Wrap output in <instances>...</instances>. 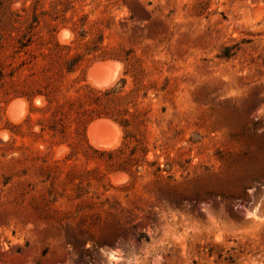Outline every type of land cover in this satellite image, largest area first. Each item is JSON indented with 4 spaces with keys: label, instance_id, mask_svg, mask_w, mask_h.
<instances>
[{
    "label": "rangeland",
    "instance_id": "obj_1",
    "mask_svg": "<svg viewBox=\"0 0 264 264\" xmlns=\"http://www.w3.org/2000/svg\"><path fill=\"white\" fill-rule=\"evenodd\" d=\"M84 4L130 62L90 57L49 88L128 91L140 70V115L96 118L75 144L21 95L46 81L0 80V264H264V0Z\"/></svg>",
    "mask_w": 264,
    "mask_h": 264
},
{
    "label": "trees",
    "instance_id": "obj_2",
    "mask_svg": "<svg viewBox=\"0 0 264 264\" xmlns=\"http://www.w3.org/2000/svg\"><path fill=\"white\" fill-rule=\"evenodd\" d=\"M85 0H0V80L13 79L27 71L32 78L46 81L43 91L21 94L28 99L40 95L50 111L47 129L67 137L74 134L75 144L86 143L85 129L96 118L107 117L122 128L131 123L127 116L139 118L140 112L131 113L129 105L144 86L138 79L135 87L126 90V79L104 89L69 86L73 96L62 100L54 97L52 84L62 82L75 73L85 61L92 58H110L129 64V54L103 44L104 30L110 29L108 21L91 20L83 11ZM138 6V3H137ZM141 9L144 11L143 6ZM133 18V14L130 16ZM62 27L73 33L68 44L56 40ZM127 71L124 72L126 75ZM135 78H137L135 76ZM55 80V81H54ZM56 88H54V91ZM68 143L70 147L75 145ZM139 144V141H138Z\"/></svg>",
    "mask_w": 264,
    "mask_h": 264
},
{
    "label": "bare ground",
    "instance_id": "obj_3",
    "mask_svg": "<svg viewBox=\"0 0 264 264\" xmlns=\"http://www.w3.org/2000/svg\"><path fill=\"white\" fill-rule=\"evenodd\" d=\"M68 34V33H67ZM69 34H70V32H69ZM69 38V37H68ZM105 64H107V62H104ZM112 63V62H111ZM110 62H109V65L111 64ZM101 64V63H100ZM112 65V64H111ZM103 66V65H102ZM107 66H108V64H107ZM107 66H104V67H107ZM99 66L98 65H95L92 69H91V72L93 71V70H95V69H97ZM116 71V70H115ZM115 71H113L114 73H116ZM109 72V71H108ZM107 73V72H106ZM110 73H111V71H110ZM108 74V73H107ZM113 74V73H112ZM108 75L109 77H107L106 79H104V80H95V85L97 84L98 86L99 85H105V84H108L112 79L114 80V77H113V75ZM102 76V75H101ZM93 83V82H92ZM110 84V83H109ZM96 85V86H97ZM112 85V84H111ZM110 85V86H111ZM107 87V86H106ZM106 87H104V88H106ZM100 89V88H99ZM40 99V98H39ZM20 103H22V100H20ZM20 103H18V104H20ZM23 103H24V101H23ZM25 105V104H24ZM18 108H19V106H18ZM21 110H23V109H21ZM17 112V111H16ZM22 112V111H21ZM18 113H19V111H18ZM22 116V115H21ZM109 124H111L110 122H109ZM95 125H97V123H94V124H92L91 125V127H90V129H93V127L95 126ZM109 126V125H108ZM108 129H110V128H108ZM90 136V135H89ZM91 138V137H90ZM102 138V137H101ZM108 138V137H107ZM92 140H93V143H95V144H99L100 142L98 141V139H95V137L93 136L92 137ZM112 141V140H111ZM108 142H110V141H108ZM114 142V141H113ZM112 142V143H113ZM102 145H103V143H101ZM105 145V144H104ZM108 145V144H107ZM113 145V144H112ZM116 176V175H115Z\"/></svg>",
    "mask_w": 264,
    "mask_h": 264
}]
</instances>
